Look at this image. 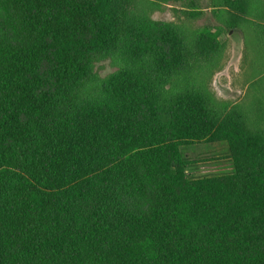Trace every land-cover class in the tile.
<instances>
[{
    "label": "trees",
    "instance_id": "obj_1",
    "mask_svg": "<svg viewBox=\"0 0 264 264\" xmlns=\"http://www.w3.org/2000/svg\"><path fill=\"white\" fill-rule=\"evenodd\" d=\"M218 1L264 49V0ZM177 3L0 0V264H264V116L174 96L182 27L152 14ZM214 143L229 171L193 176Z\"/></svg>",
    "mask_w": 264,
    "mask_h": 264
},
{
    "label": "rangeland",
    "instance_id": "obj_2",
    "mask_svg": "<svg viewBox=\"0 0 264 264\" xmlns=\"http://www.w3.org/2000/svg\"><path fill=\"white\" fill-rule=\"evenodd\" d=\"M185 2L188 5L164 4L162 10L152 14L157 22L182 27L187 67L184 77H175L174 96L201 94L209 104L212 117L219 121L230 116L252 120L264 116L261 110L264 109V49L258 46L260 39L257 37V41L251 33L254 23L261 20L246 16L248 22L243 28H230L238 15L219 6L218 0ZM177 9L186 12L189 18L179 17L174 11ZM259 10L254 8L255 13ZM94 72L104 79L119 72V67L106 58L94 64ZM256 130L257 125L253 124L252 131ZM185 153L196 162L192 173L195 177L223 174L230 169L223 144L196 145Z\"/></svg>",
    "mask_w": 264,
    "mask_h": 264
}]
</instances>
